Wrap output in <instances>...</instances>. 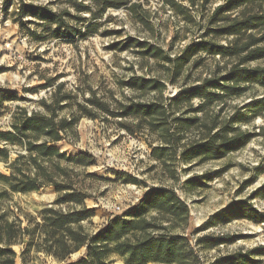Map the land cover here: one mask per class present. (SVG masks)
<instances>
[{
  "label": "rangeland",
  "instance_id": "374dc122",
  "mask_svg": "<svg viewBox=\"0 0 264 264\" xmlns=\"http://www.w3.org/2000/svg\"><path fill=\"white\" fill-rule=\"evenodd\" d=\"M80 1L95 10L92 0ZM127 1V6L109 9L92 20L89 12L78 14L67 0H0V91L13 96L12 101L0 104V131L11 130L13 115L19 109L77 120L74 134L57 146L71 156L89 152L94 157L95 165L77 168L73 178L75 186L88 196L86 206L95 210L91 222L83 224L87 233L96 232L109 219L138 205L150 188L163 186L189 207L185 236L200 264H216L219 259L245 254L264 264V223L239 218L204 227L211 217L238 202L264 216V114L234 126L238 133L250 136L241 149L221 159L189 161L184 156L190 146L205 138L208 128L215 126L211 135L220 133L237 110L264 98V89L247 86L242 96L227 97L201 112H194L202 105L198 99L174 107L170 100L182 88L212 76L221 77L236 61L202 53L175 76L171 64L144 56L141 49L130 45L147 43L172 60L203 37L227 45L233 38L215 34L220 25L214 22L215 11L224 0H173L176 8L166 0ZM21 2L62 15L70 28L60 29L31 15H21ZM133 4L141 5L145 13L131 12ZM77 15L81 21L74 18ZM56 31L62 38L53 36ZM258 65L264 62L246 64ZM132 77L156 79L165 87L162 92L137 91L126 86ZM132 103H161L169 115L153 119L121 116L123 108ZM183 119L199 121L185 128ZM18 149L11 148V161ZM154 150H159L160 158L153 156ZM0 173H9L3 163ZM57 197L56 188L47 186L28 194H11L3 206L25 228L26 217L40 221L39 214L45 208L68 210L55 206ZM192 218L198 219V225ZM216 238L230 241L212 247L207 239ZM198 239L204 241L200 246L196 245ZM14 250L18 254L16 264H22V247L15 246ZM85 251L70 255L62 263L33 252L35 259L29 264H70ZM113 264L124 263L115 258Z\"/></svg>",
  "mask_w": 264,
  "mask_h": 264
},
{
  "label": "trees",
  "instance_id": "16d2710c",
  "mask_svg": "<svg viewBox=\"0 0 264 264\" xmlns=\"http://www.w3.org/2000/svg\"><path fill=\"white\" fill-rule=\"evenodd\" d=\"M92 1L95 10L87 8L79 0H67L78 14L89 12L92 20L102 17L109 9L118 10L128 5L127 0ZM166 2L172 8L178 6L173 0ZM21 3V15H31L38 20L57 25L60 29L70 28L62 15H52L46 7ZM138 10H143L141 5H131V12ZM142 12L145 13L144 10ZM78 16L74 18L81 21ZM214 16L217 17L214 22L220 25L215 34L233 38L227 45L207 41L203 37L201 41L188 45L172 60L164 51L147 43L130 44L131 47L141 49L144 56L171 64L175 76L202 53L236 61L223 76H212L199 84L182 88L170 100L174 107L190 104L198 99L202 105L194 112H201L208 106L223 102L227 97L242 96L247 86L256 85L264 89V65L246 66L250 62H264V0H224ZM77 34L81 32L78 31ZM31 35L36 36L34 33ZM53 36L62 38L63 35L56 31ZM38 39L41 40L40 37ZM126 86L141 92H162L165 87L156 79L140 77L130 78ZM0 97V104L13 100V96L3 91H0ZM123 110L121 116L143 119L169 115L168 108L161 103H132ZM263 114L264 98L252 100L233 114L220 133L218 131L211 135L215 126L208 128L205 138L190 146L184 156L189 161L200 157L221 159L230 152L241 149L250 141V136L238 133L234 126ZM181 121L186 128L187 125H195L199 120L192 119L191 123L184 119ZM76 123L75 118L57 119L55 114L48 117L39 113L28 114L19 109L13 115L11 130L0 131V163H3L9 172L0 173V264H16L18 254L14 250L15 246L22 247V264L34 261L33 252L44 253L62 263L70 255L83 249L86 250L84 256L70 264H113L115 258L124 264H200L193 245L185 236L190 216L189 207L167 187L150 188L138 205L120 216L109 219L96 232L87 233L83 224L91 222L95 217V210L86 206L88 196L75 186L73 178L77 168L94 166V157L89 152L71 156L57 146L66 136L74 134ZM12 147L19 148L13 161ZM158 152L159 150H154L153 156L160 158ZM129 182L136 183L132 179H129ZM47 186L56 188L58 197L54 202L55 206L67 207L68 210L45 208L39 214L40 221L26 217L28 225L23 228V222L19 218L12 219L3 202L11 194H28ZM239 218L264 223L263 215L247 207L245 202H238L211 217L204 227L209 229L218 223H229ZM208 241L212 247H218L230 240L216 238L207 239ZM202 242L204 241L198 239L196 245L200 246ZM216 262L257 264L251 254L219 259Z\"/></svg>",
  "mask_w": 264,
  "mask_h": 264
},
{
  "label": "bare ground",
  "instance_id": "6f19581e",
  "mask_svg": "<svg viewBox=\"0 0 264 264\" xmlns=\"http://www.w3.org/2000/svg\"><path fill=\"white\" fill-rule=\"evenodd\" d=\"M192 223H193L194 225H198V219H196V218H192Z\"/></svg>",
  "mask_w": 264,
  "mask_h": 264
},
{
  "label": "built area",
  "instance_id": "2783aa9c",
  "mask_svg": "<svg viewBox=\"0 0 264 264\" xmlns=\"http://www.w3.org/2000/svg\"><path fill=\"white\" fill-rule=\"evenodd\" d=\"M141 199H142V198H141ZM141 199H140V200H141ZM139 203H140V201L138 202V204H139ZM118 210H120V208H118ZM123 213H124V211L121 212V214H123Z\"/></svg>",
  "mask_w": 264,
  "mask_h": 264
}]
</instances>
